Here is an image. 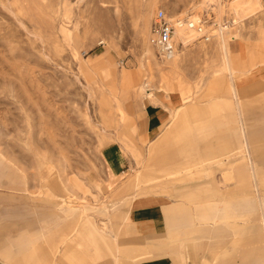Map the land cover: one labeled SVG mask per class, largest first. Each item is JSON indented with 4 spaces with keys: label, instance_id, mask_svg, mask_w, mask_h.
I'll list each match as a JSON object with an SVG mask.
<instances>
[{
    "label": "rangeland",
    "instance_id": "rangeland-1",
    "mask_svg": "<svg viewBox=\"0 0 264 264\" xmlns=\"http://www.w3.org/2000/svg\"><path fill=\"white\" fill-rule=\"evenodd\" d=\"M233 1L0 0V263L46 264L58 248L57 264H138L141 248L158 246L139 264H264V206L245 204L254 198L251 168L264 191V0L240 16ZM158 11L204 18L214 37L177 43L168 65L148 42ZM219 29L232 46L230 68ZM149 105L159 137L149 133ZM189 126L184 154L210 161L195 176L159 178L182 155L177 134ZM110 145L127 159L120 180L103 159ZM139 209H156L159 229L136 233L129 217ZM88 221L105 226L115 263L81 235Z\"/></svg>",
    "mask_w": 264,
    "mask_h": 264
},
{
    "label": "crops",
    "instance_id": "crops-1",
    "mask_svg": "<svg viewBox=\"0 0 264 264\" xmlns=\"http://www.w3.org/2000/svg\"><path fill=\"white\" fill-rule=\"evenodd\" d=\"M229 87L231 88V91H232V92L230 91L231 97H234L235 99H237L236 88H235L234 83H231ZM232 100H233V98H232ZM221 112L222 111L220 110V112H218L215 115L217 116ZM146 114L148 117V128L153 127L152 129H154L149 133L154 137H159L163 132L162 128L158 127L160 125V122H161L159 112L156 111V109L153 105H149L147 107ZM187 116L188 115L186 112H182V114L178 116V118H177L178 120L176 121V123H174L171 126V129L173 130V132L175 131L174 133L179 131L178 128L180 126V121L184 118L186 120ZM239 118H241L240 112H239ZM182 124L183 123H181V125ZM155 128H157V129H155ZM191 128H192V126H189L188 128H185L181 134H177V138L179 136L180 137L178 139H176V142H177L176 149L180 150L179 152L182 155L177 156V157L175 156V157H173V159L171 158V162L169 164L164 165V167L165 166L167 167L166 169L168 171L164 174L162 173L161 175H159V178H162V179L166 178V180L171 181V182L174 181L175 179H176L175 181H179L183 178H186L189 175L195 176L199 172V170L205 169V168H203V166H204L203 164L207 161H210V160H201V161L197 162L198 160L197 161L192 160V157H193L192 155L184 154V153H186L185 152L186 150H183V149H185L191 143V142H188V139H190L189 137L191 136V134H190ZM235 133L239 135L238 142L240 143L241 148L245 149L247 151L248 143H247V138L245 135V127H244L241 120L238 122V129L235 131ZM240 138H241V140H240ZM103 159L105 161V165L107 167V170L112 177L118 178L119 180L121 178H123V176L125 175L126 167H127V159L123 155L121 149H119L118 147H116L114 145H110V146L106 147L103 150ZM250 170H251V182H253L251 194L254 195V198L252 200L245 202V204L246 205H252L255 203L258 206V209L263 211L264 191L263 192L260 191L257 194L255 187L257 188V191H258V187H262V185L259 184V182L257 181V178H256L257 174H258L257 171H254L253 168H251ZM150 172H152V169H150V168L146 169V173H145L146 176H144V177L148 178L149 177L148 174ZM134 175H135V173L131 176L132 178H130V180L127 182L128 185L132 184L134 178H138L137 175L136 176H134ZM172 178H173V180H172ZM114 189H115V187L112 186V190H114ZM246 193H248V191ZM166 209H167V206H161L160 215L162 216V220H164L162 222L164 225V229H166L167 231H171L174 227H176V225H175V222H171L170 219L167 218V210ZM233 209L235 210V206H233ZM155 210L156 209H150L149 211H143L142 209H139L136 212L132 213V215H130L129 220L132 222H137L139 225L137 227H134L136 229H139V230H136V233L139 231L141 232V229H144L145 227H148V228L151 227L152 230L159 229V225L161 222L159 219L154 217L153 213L155 212ZM224 211H225L224 208L223 209L215 208V214L221 215ZM230 216H232V213L230 214ZM206 219L209 220L210 218H208V217L203 218V220H206ZM89 222H92V221H89ZM88 224H90V223H88ZM199 224L202 225L203 223H199ZM94 225H96V224H94ZM171 239L174 240L173 237H170L169 242H173ZM175 240H178V239H175ZM183 240L184 239H179L178 241L182 242ZM109 241L110 240H107L105 238V236L103 235L97 241V243H98L97 245L99 246V251L104 252V257L113 258L114 263H115L118 260V256H116V254L113 252V249L108 250L106 248L110 244ZM100 248H103V249H100ZM158 248H159L158 246L157 247L156 246L155 247L149 246V248H145L144 250H143V248H141L140 251L137 253V255L133 259H137L136 261H138V264L140 263L139 261L151 259L152 257H154V255H156L158 253V251H159ZM8 255H11V254H8ZM49 255H50L49 259H51L52 258L51 254H49ZM11 256H13V255H11ZM104 257H102V258H104ZM185 260L186 259L181 255V261L185 262ZM2 263H3V260H2ZM147 263L149 264V262H147ZM68 264H70V263H68ZM157 264H162V263H157Z\"/></svg>",
    "mask_w": 264,
    "mask_h": 264
},
{
    "label": "bare ground",
    "instance_id": "bare-ground-1",
    "mask_svg": "<svg viewBox=\"0 0 264 264\" xmlns=\"http://www.w3.org/2000/svg\"><path fill=\"white\" fill-rule=\"evenodd\" d=\"M256 1L257 0H234L233 3L231 4V7L230 8L233 10V12L236 15H239L240 16V14H243V13L247 12L248 10H250L249 7H251V8H252V6L254 7L255 4H256ZM217 7L219 8V11L222 9V6L219 5V3L217 5ZM217 12H218V9H217ZM192 20H199V18L196 17V16H194L192 18ZM206 32H208V31L206 30ZM226 36H227L226 35V32H224L221 29L220 32H219V36H218L220 38L219 45L221 46L222 51L224 53V56H225V59H226V65H228L229 68H230L229 53L231 52V47L232 46L230 44L229 39H227ZM195 38H198L199 39L200 38V34L198 32H196V31H194V30H189V29H187L185 27L179 28L177 30V32H176V40H177V43L181 44L183 47H187V45H189V43H191ZM176 55H177V52L175 50V52H174L173 55H171L169 58L163 59V60H164L165 63H168V65L171 64L172 66H175L176 65V61L174 60V58L176 57ZM233 72H234V70L233 71L230 70V79L232 81H233V75H234ZM88 223H90V224H88ZM91 223L92 222H89L88 221V222H84L82 224L84 226L81 227V230H80L81 231V235H83L85 238L88 239V240L86 239L87 242H89L90 244L92 243V245L94 246V249L98 251V254H100V257L102 258V257H104V252L103 251H99V246L97 245L98 244L97 241L104 235V233L106 232L105 231L106 228H105V226H103L100 229H98V228H96V226L93 223L92 224ZM70 240H69L70 244L71 243L72 244L76 243L75 240H73V239L71 241ZM106 248L108 250H112L110 244ZM100 249H103V248H100ZM58 251H59L58 248H56V249H54V250H52L50 252L52 258L49 261H47L46 264H57L56 263L57 262L56 253H58ZM2 257H6V256L3 255ZM3 262L4 263H0V264H7V259H3ZM25 264H31V263H29V261L26 259Z\"/></svg>",
    "mask_w": 264,
    "mask_h": 264
},
{
    "label": "built area",
    "instance_id": "built-area-1",
    "mask_svg": "<svg viewBox=\"0 0 264 264\" xmlns=\"http://www.w3.org/2000/svg\"><path fill=\"white\" fill-rule=\"evenodd\" d=\"M183 27L198 32L199 40L204 42H210L213 38V30L207 29V22L204 18L175 20L169 18L163 11H158L151 25L148 42L160 58L167 59L174 54L177 45L176 32Z\"/></svg>",
    "mask_w": 264,
    "mask_h": 264
}]
</instances>
